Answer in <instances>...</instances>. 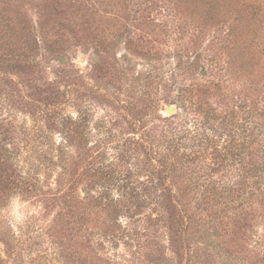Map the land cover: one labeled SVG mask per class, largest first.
I'll use <instances>...</instances> for the list:
<instances>
[{
    "label": "rangeland",
    "instance_id": "obj_1",
    "mask_svg": "<svg viewBox=\"0 0 264 264\" xmlns=\"http://www.w3.org/2000/svg\"><path fill=\"white\" fill-rule=\"evenodd\" d=\"M151 2L0 0V264H264V208L251 200L241 216L227 208L210 220L185 172L168 184L185 194L187 220L174 211L169 222L146 208L111 222L93 204L59 216L62 204L51 198L70 185L83 199L102 165L125 179L126 192L145 183L146 173L130 171L146 151L132 145L133 133L169 117L167 105L178 113L195 53L207 57L220 44L224 29L194 40L191 28L146 25ZM251 98L264 106L261 93ZM110 226L116 245L105 237Z\"/></svg>",
    "mask_w": 264,
    "mask_h": 264
},
{
    "label": "trees",
    "instance_id": "obj_2",
    "mask_svg": "<svg viewBox=\"0 0 264 264\" xmlns=\"http://www.w3.org/2000/svg\"><path fill=\"white\" fill-rule=\"evenodd\" d=\"M147 12L143 17L146 25L171 33L191 28L194 40L211 27L224 29V35L207 57H202L206 50L195 53L187 67L194 80L181 86L176 96L178 113L158 115L156 123L138 135L133 133L132 145L146 151L144 162L137 161L130 171L146 173L145 183L126 192L125 179L102 165L94 178L87 179L83 199L70 185L51 194L54 202L62 204L59 216L93 204L108 210L113 215L111 222H117L120 214L133 219L146 208L156 218L166 215L169 222L176 221L174 211L190 219L185 194H172L168 184L172 185L178 172L190 174L193 185L200 187L195 206L212 215L210 220L218 219L227 208L241 216L242 206H251V200L264 208V106L251 98V94L261 93L264 99V0H156ZM3 21L4 27L14 31L11 18ZM236 80L242 88L235 94ZM209 96L219 102L211 104ZM221 170L232 172L215 180L211 173ZM60 186L58 183L57 188ZM110 228L105 237H112L109 243L116 245L113 234L118 229Z\"/></svg>",
    "mask_w": 264,
    "mask_h": 264
},
{
    "label": "water",
    "instance_id": "obj_3",
    "mask_svg": "<svg viewBox=\"0 0 264 264\" xmlns=\"http://www.w3.org/2000/svg\"><path fill=\"white\" fill-rule=\"evenodd\" d=\"M175 113V106L174 105H167L165 108V114L171 116Z\"/></svg>",
    "mask_w": 264,
    "mask_h": 264
},
{
    "label": "clouds",
    "instance_id": "obj_4",
    "mask_svg": "<svg viewBox=\"0 0 264 264\" xmlns=\"http://www.w3.org/2000/svg\"><path fill=\"white\" fill-rule=\"evenodd\" d=\"M38 211V210H37ZM17 219H20L19 217H17Z\"/></svg>",
    "mask_w": 264,
    "mask_h": 264
}]
</instances>
